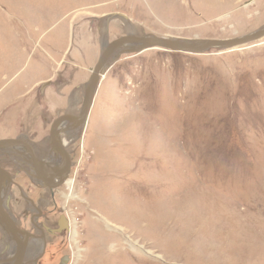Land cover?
<instances>
[{
	"label": "rangeland",
	"instance_id": "374dc122",
	"mask_svg": "<svg viewBox=\"0 0 264 264\" xmlns=\"http://www.w3.org/2000/svg\"><path fill=\"white\" fill-rule=\"evenodd\" d=\"M262 29L264 0H0V141L29 142L60 168L51 126L80 115L111 44ZM130 50L109 58L86 123L59 129L64 185L45 187L25 148L0 150L3 207L36 237L24 264H264V39ZM16 252L0 220V262Z\"/></svg>",
	"mask_w": 264,
	"mask_h": 264
},
{
	"label": "water",
	"instance_id": "95a60500",
	"mask_svg": "<svg viewBox=\"0 0 264 264\" xmlns=\"http://www.w3.org/2000/svg\"><path fill=\"white\" fill-rule=\"evenodd\" d=\"M264 39V29L254 34L238 38L235 40H207V41H184V40H169L167 38H157V37H136V36H126L120 38L109 47L106 48L103 55L101 56L96 67L92 71L91 79L88 83L85 101L80 115H63L58 117L51 126L50 131V142L56 151H58L62 158L66 161V166L62 171L54 172L52 174L42 175L41 167L42 161L36 156L35 151L30 143L17 139H7L0 141V150L4 149H13L16 148H25L30 154V161L35 171L36 178L47 188L54 190L58 187L64 185L68 180V177L71 173V157L67 152L65 146L57 140V134L59 133V128L63 123L74 122L77 125H84L87 121V118L90 114V111L93 106L95 92L99 83L101 81V76L103 75L104 70L109 67L108 60L109 58L118 50L130 48L131 52L141 54L146 51L155 50V49H164L172 53H183V54H202L209 49H225L228 51L238 50L240 48L246 47L249 44L261 41ZM123 52L119 55V57ZM59 177L60 181L56 179ZM5 181L11 182V177L9 174L0 168V194ZM0 218L5 228L9 232L13 241L17 246V252L12 259V264H24L25 253L27 251L28 243L33 235L27 231H23L17 227L13 219L6 212L3 207V202L0 200ZM20 237L25 238L23 243ZM6 263V262H0Z\"/></svg>",
	"mask_w": 264,
	"mask_h": 264
},
{
	"label": "bare ground",
	"instance_id": "6f19581e",
	"mask_svg": "<svg viewBox=\"0 0 264 264\" xmlns=\"http://www.w3.org/2000/svg\"><path fill=\"white\" fill-rule=\"evenodd\" d=\"M210 50V49H209ZM93 71V70H92ZM65 123H63L62 124V126L64 125ZM60 129V128H59ZM60 131V130H59ZM57 140L60 142V143H62L61 141H60V139H58V134H57ZM63 144V143H62ZM64 145V144H63ZM65 146V145H64ZM65 160V159H64ZM66 166V161H65V163L62 165V166H60V168H57V169H53L52 167H50V165L49 164H44L42 167H41V173H42V175H47V174H52V173H56V172H59V171H62L63 169H64V167ZM56 180H58V181H60L59 180V177L56 179ZM7 181H5V183H6ZM5 185V184H4ZM4 185H3V187H2V190H4ZM68 185H69V187L70 188H72V186H73V183H71V182H69L68 183ZM2 190H1V194H0V200L2 201ZM75 238H76V236H75ZM20 239H21V241L24 243L25 242V238H23V237H20ZM73 241H75V240H73ZM29 242H30V240H29ZM29 246V245H28ZM76 256V255H75ZM26 258V257H25ZM25 261V260H24Z\"/></svg>",
	"mask_w": 264,
	"mask_h": 264
},
{
	"label": "flooded vegetation",
	"instance_id": "af4514ba",
	"mask_svg": "<svg viewBox=\"0 0 264 264\" xmlns=\"http://www.w3.org/2000/svg\"><path fill=\"white\" fill-rule=\"evenodd\" d=\"M22 169V173H25V174H28V171H29V169H27V168H21ZM30 169H33V167H32V165H31V168ZM24 171V172H23ZM58 181V180H57ZM13 184V183H12ZM16 184H17V182H16ZM5 185H6V187L7 186H9L10 184H7V182L5 183ZM4 185V186H5ZM32 204V203H31ZM34 219V218H33ZM32 219V220H33ZM34 224H36L35 222H34ZM36 229L40 232V235H41V237L42 238H44V236H42L44 233H43V230H42V227L41 228H39V227H36ZM36 239V237H35V235H33V238H31L30 239V242H32V241H34ZM29 244V243H28Z\"/></svg>",
	"mask_w": 264,
	"mask_h": 264
},
{
	"label": "crops",
	"instance_id": "0c3cea01",
	"mask_svg": "<svg viewBox=\"0 0 264 264\" xmlns=\"http://www.w3.org/2000/svg\"><path fill=\"white\" fill-rule=\"evenodd\" d=\"M29 143V142H28ZM1 168V167H0ZM7 172V171H6ZM8 173V172H7ZM9 174V173H8ZM10 176V175H9ZM11 177V176H10ZM0 220H1V218H0ZM1 222H2V220H1ZM12 238V237H11ZM10 261V260H9ZM1 262H7V261H1ZM0 264H5V263H0ZM12 264V263H11Z\"/></svg>",
	"mask_w": 264,
	"mask_h": 264
}]
</instances>
